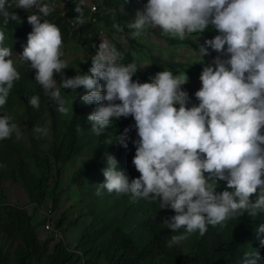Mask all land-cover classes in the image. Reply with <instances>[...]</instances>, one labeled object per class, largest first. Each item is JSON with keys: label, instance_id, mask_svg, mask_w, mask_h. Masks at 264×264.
I'll list each match as a JSON object with an SVG mask.
<instances>
[{"label": "clouds", "instance_id": "9594fccd", "mask_svg": "<svg viewBox=\"0 0 264 264\" xmlns=\"http://www.w3.org/2000/svg\"><path fill=\"white\" fill-rule=\"evenodd\" d=\"M83 3L79 0L74 8L81 22ZM15 4L28 12L31 31L22 51L14 55L5 43V26L10 20L18 23L19 17L9 11V0H0V107L20 79L17 65L26 63L60 113L69 111L62 90L75 94L73 103L82 86L80 102L95 104L86 117L94 135L101 136L120 117L131 115L134 121L131 163L139 176L129 183L106 152L97 194H130L133 200L144 198L171 209L174 214L162 222L172 233L168 248L189 234L203 235L209 226L223 227L229 219L264 212V0H145L125 25L133 38L147 29L179 39L209 26L216 30L199 48V57L209 49L217 55L202 66L200 87L194 92L197 103L191 105L181 87L187 82L184 72L165 68L145 82L134 80L136 62H124L123 53L107 40L96 46L86 73L65 76L61 31L46 18L53 11L51 0ZM113 27L122 32L120 23ZM55 74L60 75L59 84ZM27 104L38 108L40 97L28 96ZM34 131L44 134L47 129L34 126ZM128 131L107 136L106 142L126 147ZM14 133L19 136L12 117L0 115V140ZM220 181L224 189L217 192ZM254 232L264 246V222ZM258 261L261 257L252 249L243 252L239 264Z\"/></svg>", "mask_w": 264, "mask_h": 264}, {"label": "rangeland", "instance_id": "374dc122", "mask_svg": "<svg viewBox=\"0 0 264 264\" xmlns=\"http://www.w3.org/2000/svg\"><path fill=\"white\" fill-rule=\"evenodd\" d=\"M11 1L15 4V0ZM74 1L79 0L68 2L51 0L53 11L46 17L56 25L59 23L67 33V40L61 46L63 52L61 58L66 62V68L62 72L67 77L74 76L76 71L81 72L84 65L91 66L90 57L94 54H89L82 45L90 42L92 37L97 38L98 44L107 40L114 46L119 43L124 50L129 51L144 70L141 77H132L140 82H145L150 75L156 73L150 65L151 55L190 64L188 71L172 70L174 74L185 73L187 82L181 87L187 92L193 91L197 86L202 66L216 56L207 53L199 57L198 52L190 45H170L152 32L132 37L144 47L130 48L125 35L117 31L113 25L118 22L125 26L133 19L135 11L141 9L145 0H109L108 9L102 6V0H84L82 22L77 18L80 16L79 13L73 10L69 14L68 8ZM93 4L97 8L95 12L89 9ZM21 10L28 15L26 10ZM149 30L163 34L158 29ZM5 33V43L12 47L14 55L19 54L25 43L17 45L7 32ZM216 34V30L209 26L204 32L192 33L185 38L191 37L197 42L204 43L206 39ZM13 59L15 60V56ZM17 67L20 76L25 77L28 65L19 63ZM33 71L35 73L34 69ZM54 79L57 84L60 83L59 74H55ZM32 82H27L25 88L36 95L41 87L34 80ZM76 91L78 93L76 99L80 102L79 95L83 94L84 90L81 86ZM70 92V89H63L61 92L66 97V107L69 111L60 113L55 106L54 127L47 113L41 114L35 120H28L17 96L8 97L6 104L0 107V115L11 116L19 130L18 137L14 133L10 138L0 140V165H3L0 167V264H17V254L26 245L24 238L15 232L14 223L6 211L14 215L22 233L27 232V226L30 224L34 226L40 242H46L47 247L43 253L28 264H51L53 248L58 241H62L69 252H75L74 249L87 227L97 229L98 221L103 216L117 219L121 214V206L117 200L124 199L126 194H110L104 191L97 194L96 185L102 183L104 178L102 169L90 165L96 141L89 128L80 130L71 158L62 165L58 179V205L55 211L49 208L50 190L55 180V165L50 150L52 147H60L61 150L65 148L67 139L65 129L72 114V97L75 95ZM34 126L46 128L47 132L37 133ZM45 158L48 159V163L45 162ZM126 177L129 181V176ZM36 181H41L38 192L35 187ZM260 213L264 216V212ZM48 221L51 231L44 228ZM103 239L104 235L100 232L95 238V243ZM188 242L189 240L185 238L176 248H182ZM75 254L80 257L81 264H106L103 259L85 263L84 257L77 252Z\"/></svg>", "mask_w": 264, "mask_h": 264}, {"label": "trees", "instance_id": "16d2710c", "mask_svg": "<svg viewBox=\"0 0 264 264\" xmlns=\"http://www.w3.org/2000/svg\"><path fill=\"white\" fill-rule=\"evenodd\" d=\"M59 1L68 2L69 0ZM78 2L74 1L68 8L69 14L73 12ZM80 6L82 8V4ZM102 6L108 9L110 6L109 0H102ZM7 7L10 12L15 13L19 17V22L10 20L5 26V32L17 45L23 44L26 42V34L31 31V26L26 19L27 15L24 11L18 9L11 0H9ZM57 25L59 26V23ZM121 25L122 33L129 42L130 48H143L142 44H139L129 36L127 27L123 24ZM59 28L62 35V43H65L67 33L64 28L60 26ZM148 32L163 38L170 45L188 44L197 52L204 44L197 42L191 37L178 39L160 34L154 30L147 29L145 33ZM82 46L84 50L92 55L95 53L96 46H98V40L92 37L90 42L84 43ZM115 47L123 53L124 62L135 61L131 53L124 50L119 43H116ZM207 53L217 55L215 51L210 49ZM136 64L138 70L134 76L139 78L144 74V70L137 62ZM150 65L155 72L165 68L188 71V67H191L188 63L166 59L157 55L150 56ZM88 69L89 66L84 65L81 73H86ZM33 80L34 71L29 68L25 72V77L20 76V79L14 82L9 97L17 96L19 98L28 120H35L41 114L47 113L50 123L54 127L56 104L42 89H39V93L36 94L40 97L39 107L33 108L27 104L28 96L34 94L27 91L25 86L27 82H32ZM199 87L200 81L198 80L195 89L187 92L189 105L197 103L194 92ZM61 95L65 97L64 94L61 93ZM94 107L95 104L85 105L77 99L73 101L72 114L65 129L67 135L65 148L61 150L60 147H52L50 150V156L55 165V180L50 190L49 208L51 211H55L58 205L59 192L57 189L61 167L71 158L80 130L88 128L90 130L86 117ZM133 124L134 121L131 115L127 118L120 117L106 127L105 132L101 136L93 134L96 143L95 153L90 160V165L99 169L105 168L107 165L104 161V154L108 152L114 156L118 168L123 171L125 176H129V183L132 178L138 177L139 173L131 163L134 154V146L131 141L136 138L135 129L132 127ZM125 128L129 129V139L126 147L106 142L107 136L114 137V134L119 135ZM45 162L48 163L47 158H45ZM35 187L38 192L41 188V181H36ZM223 189L224 182H218L215 191L219 192ZM117 201H119L121 206V214L117 219H109L103 216L98 221L99 227L97 229L93 230L92 226L87 227L74 249L75 252H69L67 246L62 241H58L53 248L51 264H81L80 257L75 254L76 252L85 258V263L103 259L106 264H239L243 252L251 251L252 249L256 250L261 257V261H258V264H264V246L259 244V238L254 232L255 226L260 222H264V216L260 212L257 213L255 218L242 215L229 219L223 227L219 225L215 227L209 226L203 235L198 233L189 234L185 237L189 242L178 249L176 246L167 247V241L172 233L171 230H168L162 224L164 219L174 214L171 209H160L158 204L144 198L133 200L130 198V194H126L124 199ZM6 213L14 223L15 232L24 238L26 244L17 254V264H28L43 253L47 247L46 242H40L34 226L30 224L27 226V232L22 233L14 215L10 211H6ZM100 232L103 233L104 239L96 244L95 238Z\"/></svg>", "mask_w": 264, "mask_h": 264}, {"label": "built area", "instance_id": "2783aa9c", "mask_svg": "<svg viewBox=\"0 0 264 264\" xmlns=\"http://www.w3.org/2000/svg\"><path fill=\"white\" fill-rule=\"evenodd\" d=\"M89 9H90L91 12H95V11L97 10L95 4H93L92 6H89ZM44 228H45L47 231H51L49 221L46 223V225H45Z\"/></svg>", "mask_w": 264, "mask_h": 264}]
</instances>
